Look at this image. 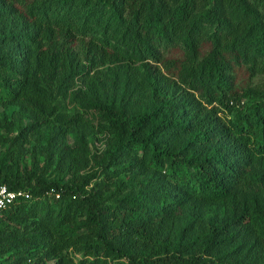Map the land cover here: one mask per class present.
Returning <instances> with one entry per match:
<instances>
[{
	"label": "trees",
	"instance_id": "1",
	"mask_svg": "<svg viewBox=\"0 0 264 264\" xmlns=\"http://www.w3.org/2000/svg\"><path fill=\"white\" fill-rule=\"evenodd\" d=\"M0 35L27 50L32 68L30 76L0 62V104L45 121L43 89L84 75L81 100L103 112L110 126L101 127L114 136L102 162L120 158L134 188L106 207L86 193V180L64 184L0 167V185L31 195L3 213L2 264H72V252L81 253L78 264H264V197L235 202L252 184L264 190V92L233 81L235 65L251 78L264 73V0H0ZM171 43L181 46V58L165 56ZM116 57L155 63L134 82L150 91L152 108L128 122L96 69ZM224 110L234 111V121L218 117ZM70 123L47 130L45 150L73 169L86 155L66 142ZM28 129L40 132L20 128L14 160ZM179 137L182 149L174 146ZM213 203L232 216L203 225L194 205ZM20 222L32 232L19 233L13 223Z\"/></svg>",
	"mask_w": 264,
	"mask_h": 264
},
{
	"label": "rangeland",
	"instance_id": "2",
	"mask_svg": "<svg viewBox=\"0 0 264 264\" xmlns=\"http://www.w3.org/2000/svg\"><path fill=\"white\" fill-rule=\"evenodd\" d=\"M8 37L9 40L4 42V38L0 35V62L32 76L27 50L17 48L14 40L12 41L11 37ZM75 49L78 51V56L81 57L79 49L77 47ZM164 54L169 58H181L183 50L180 45L171 43L164 49ZM153 66L155 63L152 61L132 62L122 57H116L105 65L100 63L97 65L98 79L106 88L107 96L115 103V109L123 112L125 122L130 120V116L143 115L152 108L150 91L140 90L134 85V82L141 78L148 69H153ZM135 67H137V72L133 71ZM128 71H133L134 75L130 76ZM233 73V81L237 88L250 85L258 88L260 92H264V73L251 78L243 65H235ZM85 79L84 75L75 74L65 78L63 82L46 86L43 90L46 91L49 98L50 108L45 113L46 120L42 122L36 121L18 104H0V167L20 172L33 170L38 175L64 184L81 183L86 180L88 183L84 186L86 193H95L100 204L109 207L117 204L119 199L133 191L134 188L130 181L131 174L122 167L120 158L113 159L107 165L102 162L105 154L112 148L114 136L107 129L101 127L103 124L107 127L110 126L108 118L103 112L87 107L81 100L80 95ZM180 89L186 90L182 85L179 86ZM163 108L159 110V113ZM217 115L226 123L234 121L236 117L232 110H224ZM65 119L71 121L70 125L73 128V132L66 135V142L70 146L82 148L86 155V160L73 169L59 166L54 156L49 155L45 150L49 136L47 130L53 125H59ZM29 124L39 126L40 132L28 129L27 140L19 148L17 159L14 160L9 154L12 149V139L17 137L20 128H28ZM185 143V137L174 139L176 148L182 149ZM142 155V152H139V156ZM262 197H264V190L261 185L252 184L248 189L239 192L235 200L237 204H235L242 207L245 200L248 202L253 198ZM49 202H52L51 198ZM193 210L195 214L198 213L203 225L221 224L232 216V209L225 208L221 203L196 204ZM13 226L24 235L32 232V228L25 226V223H13ZM223 240L225 245L229 243L228 239L223 238ZM263 251L258 259V262L261 261V263H264ZM72 257V264H78L82 255L80 252H72ZM54 260L50 261V264L54 263Z\"/></svg>",
	"mask_w": 264,
	"mask_h": 264
},
{
	"label": "built area",
	"instance_id": "3",
	"mask_svg": "<svg viewBox=\"0 0 264 264\" xmlns=\"http://www.w3.org/2000/svg\"><path fill=\"white\" fill-rule=\"evenodd\" d=\"M51 193V191H50ZM58 197V194H56ZM30 193L26 189H9L6 185H0V221L3 217L4 211L15 201L20 199H29ZM3 256L0 254V264H2ZM8 264H16L14 261H10ZM21 264H47L41 260L35 258H27Z\"/></svg>",
	"mask_w": 264,
	"mask_h": 264
}]
</instances>
